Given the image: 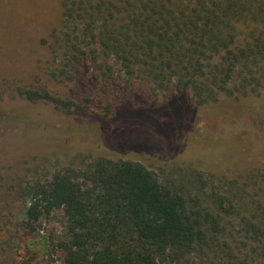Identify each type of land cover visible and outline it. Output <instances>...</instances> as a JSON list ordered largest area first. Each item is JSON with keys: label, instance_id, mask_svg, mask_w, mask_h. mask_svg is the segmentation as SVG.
Here are the masks:
<instances>
[{"label": "trees", "instance_id": "1", "mask_svg": "<svg viewBox=\"0 0 264 264\" xmlns=\"http://www.w3.org/2000/svg\"><path fill=\"white\" fill-rule=\"evenodd\" d=\"M49 42L63 59L60 74L71 81L87 60L103 58L99 76L108 82L120 73L128 89L138 80L160 92L190 91L200 106L264 90V0H62V24ZM20 92L60 110L84 108L46 88ZM172 104L112 116L107 111L115 121L104 123L105 142L174 152L180 146L190 154L195 140L185 145L184 132L196 109ZM197 175L204 188L206 180ZM203 194L187 197L138 161L98 157L25 185L22 222L29 228L63 209V232L55 245L65 264H191L196 258L207 264H264L261 204L251 212L247 202L219 189ZM234 235L242 245L229 242Z\"/></svg>", "mask_w": 264, "mask_h": 264}, {"label": "rangeland", "instance_id": "2", "mask_svg": "<svg viewBox=\"0 0 264 264\" xmlns=\"http://www.w3.org/2000/svg\"><path fill=\"white\" fill-rule=\"evenodd\" d=\"M61 24L62 0H0V264H65L55 245L63 232L64 210L28 228L22 222V189L61 167L81 168L98 157L138 161L187 197H205L203 193L219 189L234 201L247 202L251 212L260 203L262 212L264 90L228 94L200 106L190 91L160 92L138 80L128 89L120 73L108 82L99 76L103 58L94 64L87 60L71 81L60 74L63 59L50 48L51 35ZM114 70L120 71L119 66ZM25 88H46L84 108L64 111L29 100L20 92ZM173 102L196 109L184 132L185 145L186 140L196 141L190 154L181 153L180 146L174 152L158 145L119 149L105 142L104 123L115 121L108 112H143ZM204 147L211 149L198 155ZM197 173L206 180L204 188ZM230 224L228 230L234 233ZM240 239L234 235L229 242L242 245ZM191 264L207 263L196 258Z\"/></svg>", "mask_w": 264, "mask_h": 264}]
</instances>
